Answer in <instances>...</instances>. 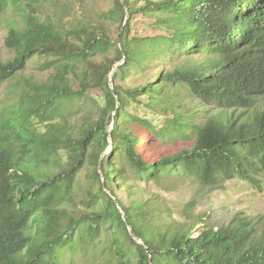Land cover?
<instances>
[{"label":"trees","instance_id":"obj_1","mask_svg":"<svg viewBox=\"0 0 264 264\" xmlns=\"http://www.w3.org/2000/svg\"><path fill=\"white\" fill-rule=\"evenodd\" d=\"M108 4L0 0V15L18 16L4 38L12 58L0 59V264H61L65 251L68 264H264V226L250 217L192 236L194 224H157L149 201L126 206L115 191L176 177L212 189L238 178L260 190L264 0ZM135 15L163 33L130 36ZM34 56L44 75L20 77ZM196 56L208 60L189 64ZM185 101L211 107L198 113ZM151 137L183 144L148 161L141 147Z\"/></svg>","mask_w":264,"mask_h":264},{"label":"rangeland","instance_id":"obj_2","mask_svg":"<svg viewBox=\"0 0 264 264\" xmlns=\"http://www.w3.org/2000/svg\"><path fill=\"white\" fill-rule=\"evenodd\" d=\"M110 0H84L85 6H95L99 9H107L110 7L108 4ZM144 4V0H136V6L140 7ZM12 19L18 20L15 13L7 12L0 15V59L9 60L12 58V53L4 46V38L8 31V24ZM149 19L135 15L131 21L130 36H138L141 34L157 35L161 32L153 30L148 27ZM145 25L148 27L146 28ZM144 31V32H143ZM163 33V32H162ZM208 60L207 57L196 56L193 57L189 64L198 63ZM42 62L41 58L34 56L31 58L20 77H42L44 72L38 70V65ZM182 61H180L181 63ZM120 64V63H119ZM156 71V70H153ZM151 71L150 73H152ZM150 75V74H148ZM16 79H14L15 81ZM145 79L139 78L136 84L143 83ZM14 81H9L3 84L2 90L6 91ZM131 85L133 83H130ZM98 91H93L96 94ZM185 104H189L185 101ZM195 111H204L210 109L211 106L203 107L197 101L192 106ZM138 113L134 107L130 108V114ZM140 116L150 119L155 123V119L151 116L145 115L140 112ZM160 119L158 122H162ZM142 131L139 134H142ZM144 141V139H143ZM148 144L147 148L146 145ZM151 144V146H150ZM183 142L173 141L164 144L163 146L157 143L155 138L142 143L141 151L143 156L148 161L155 160L161 154L173 153L180 149ZM111 145H109L102 153L98 170L100 171L101 179L103 180L102 166L106 162V154L109 152ZM150 149V150H149ZM117 158V162H118ZM87 176V172L82 170L78 175V180L82 183ZM108 191V190H107ZM117 197L121 202L128 206L129 201L140 200L149 201L150 208L156 214L155 223H160V217L167 219L170 222H185L194 224L191 232L192 236H197L205 226H212L217 228L222 225L228 224L233 216L241 213L244 216L252 218L257 221V227L260 229L264 226V184L260 190L252 189L244 181L235 178L224 183L220 188H202L196 183L181 177L164 179L162 183H149L138 180H131L123 183L120 189H115ZM109 192V191H108ZM190 211L187 213V209ZM189 215V218L186 216ZM69 254L65 251L61 264H68ZM74 264H91L86 259H77Z\"/></svg>","mask_w":264,"mask_h":264},{"label":"water","instance_id":"obj_3","mask_svg":"<svg viewBox=\"0 0 264 264\" xmlns=\"http://www.w3.org/2000/svg\"><path fill=\"white\" fill-rule=\"evenodd\" d=\"M128 18H129V15H128L127 11H126V19H125L124 25L128 22ZM115 70H116V68H114V70L112 71V73H111V75H110V77H109V87H110L111 89H112V79H113V75H114ZM112 128H113V126H111V127L107 130V133H108V134L110 133V131L112 130ZM106 192H107V193L110 195V197L115 201V203H116V205H117V208L120 209L117 200H115V198L112 196V194H111L110 192H108L107 190H106ZM120 212H121V211H120ZM121 214H122V217L124 218V215H123L122 212H121ZM128 229H129V232H130L131 236L133 237V239H134L137 243H139V244H141V245H144V242H143L141 239H139V238H137V237H135V236L133 235V232H132V230H131L129 227H128Z\"/></svg>","mask_w":264,"mask_h":264},{"label":"clouds","instance_id":"obj_4","mask_svg":"<svg viewBox=\"0 0 264 264\" xmlns=\"http://www.w3.org/2000/svg\"><path fill=\"white\" fill-rule=\"evenodd\" d=\"M119 210H120V209H119ZM120 211H121V210H120ZM121 212H122V211H121ZM121 212H120V213H121Z\"/></svg>","mask_w":264,"mask_h":264}]
</instances>
